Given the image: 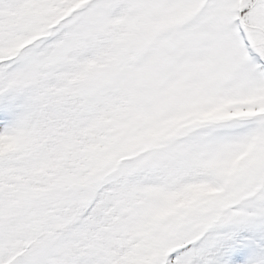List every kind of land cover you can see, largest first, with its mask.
I'll return each instance as SVG.
<instances>
[{"label": "snow or ice", "instance_id": "snow-or-ice-1", "mask_svg": "<svg viewBox=\"0 0 264 264\" xmlns=\"http://www.w3.org/2000/svg\"><path fill=\"white\" fill-rule=\"evenodd\" d=\"M0 264H264V0H0Z\"/></svg>", "mask_w": 264, "mask_h": 264}]
</instances>
